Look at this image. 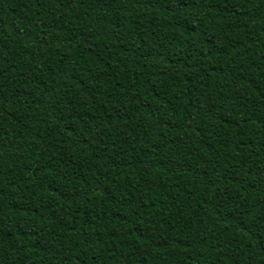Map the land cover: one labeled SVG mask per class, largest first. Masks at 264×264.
Here are the masks:
<instances>
[{
    "label": "trees",
    "instance_id": "trees-1",
    "mask_svg": "<svg viewBox=\"0 0 264 264\" xmlns=\"http://www.w3.org/2000/svg\"><path fill=\"white\" fill-rule=\"evenodd\" d=\"M0 264H264V0H0Z\"/></svg>",
    "mask_w": 264,
    "mask_h": 264
}]
</instances>
